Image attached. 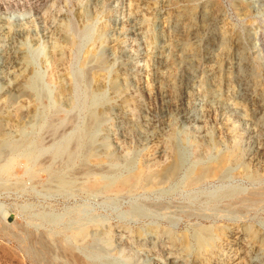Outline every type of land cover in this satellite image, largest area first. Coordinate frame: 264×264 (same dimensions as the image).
Returning a JSON list of instances; mask_svg holds the SVG:
<instances>
[{
	"label": "rangeland",
	"instance_id": "1",
	"mask_svg": "<svg viewBox=\"0 0 264 264\" xmlns=\"http://www.w3.org/2000/svg\"><path fill=\"white\" fill-rule=\"evenodd\" d=\"M263 190L264 0H0V264H264Z\"/></svg>",
	"mask_w": 264,
	"mask_h": 264
},
{
	"label": "bare ground",
	"instance_id": "2",
	"mask_svg": "<svg viewBox=\"0 0 264 264\" xmlns=\"http://www.w3.org/2000/svg\"><path fill=\"white\" fill-rule=\"evenodd\" d=\"M188 16V15H187ZM175 18H176V16H174ZM169 18V17H168ZM178 18V17H177ZM185 19V18H184ZM189 19V18H188ZM187 19V20H188ZM214 19V18H213ZM183 20V19H182ZM163 21V20H162ZM185 21V20H184ZM189 21V20H188ZM165 22V21H164ZM163 22V23H164ZM203 22V21H202ZM217 22V21H216ZM176 23V22H175ZM185 23V22H184ZM168 24V23H167ZM173 24V23H172ZM171 24V25H172ZM183 24V23H182ZM213 24V23H212ZM211 24V25H212ZM171 25H169V26H171ZM175 25V24H174ZM166 27V26H165ZM209 27V26H208ZM212 26H210V28H211ZM169 28V27H168ZM171 29V28H170ZM191 28L189 27V26H186L185 27V30H184V36L185 37H188V36H191V30H190ZM204 29V28H203ZM179 30V29H178ZM197 30V29H196ZM206 30V29H205ZM170 32V31H169ZM165 33V32H164ZM170 34V33H169ZM206 35V34H205ZM170 36V35H169ZM194 36H195V34H194ZM213 36V35H212ZM212 36H210V37H212ZM175 37V36H174ZM180 37V36H179ZM196 37V36H195ZM169 38V37H168ZM173 38V37H172ZM192 38V37H191ZM203 38V37H202ZM159 39V38H158ZM186 39V38H185ZM193 39V38H192ZM169 40V39H168ZM207 40V39H206ZM167 41V40H166ZM171 41V40H170ZM180 41V40H179ZM204 41V40H203ZM177 42V41H176ZM164 43H165V41H164ZM179 43V42H178ZM180 44V43H179ZM174 45V44H173ZM194 46H195V44H193ZM189 46V45H188ZM198 46V45H197ZM205 46V45H204ZM184 47H186V46H184ZM183 46L181 47V46H171L170 45V43H165V45H164V47L162 48V49H160L159 51H158V53H157V69H156V78H157V81L160 83L159 85H158V87H157V95H158V98L160 99V102H161V105H162V109H164V111H166V112H168L169 110H170V107H171V104H173V103H171V102H173V98H174V95H175V92L176 91H174L175 90V84H174V82L176 81V74L175 73H169L168 75H169V77H170V79L173 81V83L172 84H170V83H165V81H163L166 77H168V76H166V74H165V72L162 70L164 67H167L168 65H169V61H170V59H169V57H168V54H167V51H170L171 53H172V55H173V57H179L178 59H180L182 62H184V63H187L188 62V58L189 57H192V56H194V54H193V52H189L188 51V53L187 54H183V48H184ZM197 49V48H196ZM201 52H203V51H201ZM206 52V51H205ZM225 53V52H224ZM198 54V53H197ZM200 55V54H199ZM206 55V54H205ZM210 55V54H209ZM219 55V54H218ZM15 56V55H14ZM228 56V55H227ZM205 56H203V58H204ZM19 58V57H18ZM199 58V57H198ZM207 58H209V57H207ZM212 58V57H211ZM219 58V57H218ZM224 58V57H223ZM226 58V57H225ZM11 59V58H10ZM13 59H15V57H13ZM196 59V58H195ZM216 59H217V57H216ZM222 59V58H221ZM221 59H220V61H221ZM153 60V59H152ZM205 60V59H204ZM225 60V59H224ZM194 61V60H193ZM12 62H14V61H12ZM171 62V61H170ZM223 62V61H222ZM8 63V62H7ZM196 63V62H195ZM201 64V63H200ZM206 65H208V64H206ZM222 65V64H221ZM172 66V65H171ZM195 69V68H194ZM166 70V69H165ZM180 72V71H179ZM182 72V71H181ZM180 72V73H181ZM188 72V71H187ZM193 73V72H192ZM215 74V68H212V67H208V69L206 70V74L207 75H212V74ZM220 74V73H219ZM182 75V74H181ZM221 75V74H220ZM198 76H199V74H198ZM210 77V76H209ZM217 77V76H216ZM246 77V76H245ZM244 76H243V79L245 78ZM181 78V77H180ZM214 78V77H213ZM182 79L183 78H181V81H182ZM191 80V79H190ZM216 80V79H215ZM220 80V79H219ZM218 80V81H219ZM245 80V79H244ZM156 81V82H157ZM179 81H180V79H179ZM186 81V80H185ZM214 81V80H213ZM217 81V82H218ZM221 81H222V79H221ZM229 81V80H228ZM190 83V82H189ZM202 83H203V81H202ZM246 83V82H245ZM178 84V83H177ZM218 84H219V82H218ZM228 84H229V82H228ZM154 85V84H153ZM187 86V85H186ZM215 86V85H214ZM228 86H230V85H228ZM216 87V86H215ZM222 86H220V88H221ZM244 87V86H243ZM248 88H250V87H248ZM154 89V88H153ZM59 90H60V88H59ZM155 90V89H154ZM224 90V89H223ZM246 90V89H245ZM250 91V90H249ZM180 92H181V90H180ZM186 92V91H185ZM198 92V91H197ZM246 92V91H245ZM156 93V92H155ZM226 93V92H225ZM251 93H252V90H251ZM182 94V93H181ZM180 94V95H181ZM187 94H188V92H187ZM193 94V93H192ZM197 94V93H196ZM178 97V96H177ZM182 97V96H181ZM189 97H190V95H189ZM192 98H193V96H192ZM225 98V97H224ZM186 99V98H185ZM195 100V99H194ZM214 100V99H213ZM225 100V99H224ZM185 101H187V100H185ZM188 101H190V100H188ZM229 101V100H228ZM211 102V101H210ZM220 102V101H219ZM232 101H230V103H231ZM240 102V101H239ZM185 103V102H184ZM222 103V102H221ZM229 103V104H230ZM249 103V102H248ZM181 104V103H180ZM208 104V103H207ZM218 104V103H217ZM176 104H174V106H175ZM187 105V104H186ZM215 105V104H214ZM208 106V105H207ZM212 106V105H211ZM190 107H192V106H190ZM215 107V106H214ZM188 108V107H187ZM240 108V107H239ZM178 109H179V107H178ZM177 109V110H178ZM215 109V108H214ZM176 110V111H177ZM223 110V109H222ZM241 110V109H240ZM163 111V110H162ZM179 111V110H178ZM196 111V110H195ZM242 111V110H241ZM170 112V114L172 113L171 111H169ZM168 112V113H169ZM174 112H175V110H174ZM200 112V111H199ZM229 112H231V111H229ZM243 112V111H242ZM250 112V111H249ZM164 113V112H163ZM244 113V112H243ZM189 114V113H188ZM169 115V114H168ZM168 115H166V116H168ZM170 118V117H169ZM226 127H227V125H226ZM234 135V134H233ZM235 136V135H234ZM74 153H75V151H74ZM96 156V155H95ZM233 158H232V155H230L229 157H227V158H225V159H223L222 160V162H221V164H219V166L217 167V168H215L212 172H213V175H220L221 177H223V176H226L227 175V173H225V168H224V163H226L228 160H232ZM251 159V158H250ZM253 160V159H252ZM250 161V160H249ZM255 161V160H254ZM253 161V162H254ZM259 161V160H258ZM180 162L181 161H176L162 176H161V180H163V181H165V180H169V179H171L176 173H178L177 171H178V169H179V166H180ZM240 162V161H239ZM173 163V162H172ZM252 163V162H251ZM250 163V164H251ZM257 163V162H256ZM252 164H254V163H252ZM213 165V164H212ZM214 167V166H213ZM205 169V168H204ZM180 172V171H179ZM204 172H205V170H204ZM216 172V173H215ZM162 174V173H161ZM207 173H200V174H193L192 176H191V178H190V182L192 181V182H199V181H201L202 179H204V178H206L207 177V175H206ZM157 175V174H156ZM144 177H143V174L142 173H136V174H131V175H128V176H126V177H123V178H121V179H118L117 181H116V183H115V187L117 188V189H125V188H127V187H130L133 183H135V182H138L139 180H141V179H143ZM252 178H254V179H258L259 178V174L258 173H256V174H254L253 175V177ZM151 181V180H150ZM150 181H148V182H150ZM191 182V183H192ZM260 196H264V190L260 193ZM250 200V199H249ZM253 200V199H252ZM251 200V201H252ZM262 200V199H261ZM249 232H251V231H249ZM201 237V236H200ZM256 241V240H255ZM248 243H250L249 241H248ZM216 244V243H215ZM251 244V243H250ZM245 245V244H244ZM254 245V244H253ZM214 246V245H213ZM209 247V246H208ZM249 248V247H248ZM255 249V248H254ZM254 252H255V250H254ZM258 252V251H257ZM218 253V252H217ZM246 253V252H245ZM259 253V252H258ZM254 254V253H253ZM256 256V255H255ZM251 257V256H250ZM260 258V257H259ZM250 259V258H249ZM254 259V258H253ZM258 259V258H257ZM251 261V260H250ZM242 262V261H241ZM253 262V261H252ZM235 263V262H234ZM260 263V262H259Z\"/></svg>",
	"mask_w": 264,
	"mask_h": 264
}]
</instances>
